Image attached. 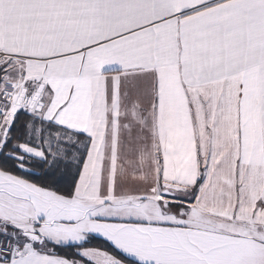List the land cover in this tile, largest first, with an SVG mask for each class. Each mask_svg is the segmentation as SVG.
<instances>
[{"label": "snow or ice", "instance_id": "snow-or-ice-1", "mask_svg": "<svg viewBox=\"0 0 264 264\" xmlns=\"http://www.w3.org/2000/svg\"><path fill=\"white\" fill-rule=\"evenodd\" d=\"M0 264H264V0H0Z\"/></svg>", "mask_w": 264, "mask_h": 264}]
</instances>
